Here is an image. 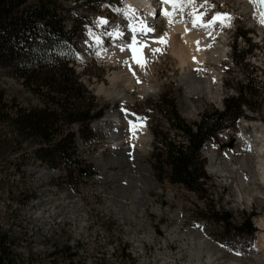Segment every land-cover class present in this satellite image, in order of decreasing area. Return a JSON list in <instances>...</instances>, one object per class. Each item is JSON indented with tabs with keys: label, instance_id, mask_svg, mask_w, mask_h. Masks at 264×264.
<instances>
[{
	"label": "rangeland",
	"instance_id": "obj_1",
	"mask_svg": "<svg viewBox=\"0 0 264 264\" xmlns=\"http://www.w3.org/2000/svg\"><path fill=\"white\" fill-rule=\"evenodd\" d=\"M149 1L155 16L149 21L154 25L147 24V14L129 0L76 1L82 8L80 15L90 24L83 28L86 39L79 43L75 66L79 81L100 107L108 106L101 120L113 115L118 125L91 122L92 140L79 135L78 125L69 128L75 133L77 148L72 159L81 162L79 168L41 162L32 146L14 152V137L6 126H0V143L10 140L12 145L9 149L0 145V204L5 198L22 202L26 196L36 195L37 190L28 187L39 178L67 183L76 190L90 181L98 182L97 196H108L114 205L106 226L107 243L102 247L109 264H189L187 250L182 248L187 242L204 247V262L218 257L224 264H255L256 257L264 260V19L260 13H251L255 0H170L171 6L165 0ZM155 3H159V11ZM217 14L222 18L209 25ZM195 17L208 25L195 32L209 30L212 34L202 51L197 47L189 56L182 50L181 40L192 32ZM65 26L68 29L70 24L65 22ZM137 30L138 35H133ZM146 32L153 37L141 36ZM240 32L246 33L248 42L236 37ZM245 74L254 78L261 92L252 104L255 110L246 112L248 119L240 118L203 146L201 159L209 177L204 197L171 184L166 175L159 181L150 164L151 128L165 132L167 125L153 110V101L166 94L181 117L197 122L205 109L221 110L223 99L234 94ZM0 86L8 100L15 96L23 107L36 106L33 98L1 74ZM101 90L116 91L118 96L107 97ZM113 130L135 143L128 142L126 147L135 148L142 135L146 138L144 146L134 150L135 159L125 155L132 150L112 147ZM80 168L84 172L80 173ZM129 178L138 180L137 188ZM29 208L1 209L0 228L17 237L34 229L40 224L36 219L45 213ZM221 212L230 214L234 226L248 220L255 231L247 233V224L240 230L224 227L216 221ZM17 250L22 252L21 244Z\"/></svg>",
	"mask_w": 264,
	"mask_h": 264
},
{
	"label": "trees",
	"instance_id": "obj_2",
	"mask_svg": "<svg viewBox=\"0 0 264 264\" xmlns=\"http://www.w3.org/2000/svg\"><path fill=\"white\" fill-rule=\"evenodd\" d=\"M76 1L71 7V0H0V74L37 103L23 107L15 96L8 100L0 86V126H6L14 137V152L32 146L39 161L52 165L63 162L69 168L81 167V162L72 159L77 147L75 133L69 128L78 125L83 139H94L89 125L101 119L108 107H100L79 81L75 67L79 43L86 39L83 28L90 24L80 15L82 8ZM65 22L70 24L68 29ZM245 36V32L236 35L248 42ZM236 52L234 46L233 54ZM244 79L237 82L233 95L223 99L221 110L205 109L197 122L181 117L174 100L166 94L153 101V110L167 125L165 132L151 128L154 143L150 164L159 181L166 175L171 184L204 197L209 177L201 159L203 146L240 118L248 119L247 110H255L252 104L261 90L250 74ZM1 143L6 149L12 146L10 140ZM79 171L84 172L83 168ZM230 219V214L221 212L216 221L236 230L247 224L250 235L255 231L248 220L234 226ZM6 242L5 234H0V264H14Z\"/></svg>",
	"mask_w": 264,
	"mask_h": 264
},
{
	"label": "bare ground",
	"instance_id": "obj_3",
	"mask_svg": "<svg viewBox=\"0 0 264 264\" xmlns=\"http://www.w3.org/2000/svg\"><path fill=\"white\" fill-rule=\"evenodd\" d=\"M129 1L134 4L136 8H142L148 13L146 19H149L150 15L155 18L152 8H149L151 6V4L149 6V0ZM169 2H167L168 5ZM194 21H196V23L195 26L192 24V32H189L188 35H183L185 37L181 40L182 50L188 53L187 55L189 56H192V52L194 53L197 47L199 49L198 51H202L201 49L204 48L205 42L212 34L209 30L202 32V34H197L195 31L202 30L207 26H204L205 24L200 18L197 20V17H195ZM185 28H187V26H183L182 29ZM138 31L139 30L132 32V34L138 35L136 34ZM141 36L151 37L152 34L150 32H146ZM100 92H103L110 98H112L113 95L118 94L116 91L109 93L108 91L104 92L101 90ZM104 123L114 124L115 127L118 125V122L113 115H106L98 125L101 126ZM142 136L137 143V147L133 148L126 147L128 145L127 143L129 142V145L135 143H130V140L122 139L121 134L118 135L116 130L111 131L110 134L112 147L114 149L126 147L125 149L128 151L129 149L132 150L128 155L125 153L126 156L130 155L131 159L135 157L134 150L138 152V149L140 150L141 145H143L146 140V138ZM143 138H145V140ZM213 163L214 162H212L211 158L210 164H212V166ZM241 166L242 168H245L244 164ZM213 172L215 173L216 170L212 171V173ZM51 174L52 176H55L54 171H52ZM101 175L103 177L104 171L99 175V177ZM112 179H114L113 176ZM128 180L130 181L129 183L135 181L136 184L134 189L138 187L137 179L133 180L132 178H129ZM95 181H98L97 178H95ZM57 183L58 182L55 183L54 181H45L43 178H39V180L33 181L28 187L30 188L31 186L33 190H37L36 195L28 198L26 196V199L22 202L12 200L11 198H5V201L0 204V210L3 209L6 211L7 209L12 208L23 209L29 205L32 209L37 210L38 213H45L44 216H40L41 218L38 217L39 219H36L40 224L36 225L34 229L22 231L21 235H18L19 238L13 232L4 231L0 228V234H5L7 237L6 248L11 252L14 264H82V257H85L84 264H109L108 258L105 255L106 251L102 247L106 246L107 243V239L105 237L106 226L109 224L112 210H114L112 200L104 194L103 196H100L99 194V196L92 195V201H87V194L78 193V195H74L73 190H71L72 186L67 183ZM25 189L27 190V188ZM106 194L109 195V193ZM121 198H123V196ZM31 208L29 209L31 210ZM176 238L177 237L175 235L169 239L172 241ZM191 243H182V248L187 250L185 255L188 258L189 264H224V261L222 262L218 257H212V261L208 260L207 262H204L203 258L205 255L202 253V249L204 247L201 249L197 243L194 242L196 245H194L193 242ZM20 244L22 246V252L17 250ZM254 251L257 252L258 249H255ZM255 260L260 264L264 262L263 259L258 257H256ZM257 262H255V264ZM230 263L235 264L232 262Z\"/></svg>",
	"mask_w": 264,
	"mask_h": 264
},
{
	"label": "built area",
	"instance_id": "obj_4",
	"mask_svg": "<svg viewBox=\"0 0 264 264\" xmlns=\"http://www.w3.org/2000/svg\"><path fill=\"white\" fill-rule=\"evenodd\" d=\"M256 8L257 2L255 0V8H251V11H254ZM71 190H73L74 195H78V193H87V201H92V195H97V193H100L98 183H92L91 181L89 185L81 186L80 189L77 190L71 187ZM84 263L85 257H82V264Z\"/></svg>",
	"mask_w": 264,
	"mask_h": 264
},
{
	"label": "snow or ice",
	"instance_id": "obj_5",
	"mask_svg": "<svg viewBox=\"0 0 264 264\" xmlns=\"http://www.w3.org/2000/svg\"><path fill=\"white\" fill-rule=\"evenodd\" d=\"M165 2H169V0H165ZM165 15H169V14L165 13ZM261 15L264 16V13H261ZM221 18H222L221 15L217 14V16L214 17L213 20L209 22V25L214 23L217 19H221ZM197 20H199V17H197ZM261 22L264 23V20H262ZM193 23H194V26H195L196 21H194ZM204 26H208V25H204Z\"/></svg>",
	"mask_w": 264,
	"mask_h": 264
},
{
	"label": "water",
	"instance_id": "obj_6",
	"mask_svg": "<svg viewBox=\"0 0 264 264\" xmlns=\"http://www.w3.org/2000/svg\"><path fill=\"white\" fill-rule=\"evenodd\" d=\"M260 8V13H264V0H257ZM262 16V15H261ZM264 19V16H262Z\"/></svg>",
	"mask_w": 264,
	"mask_h": 264
}]
</instances>
